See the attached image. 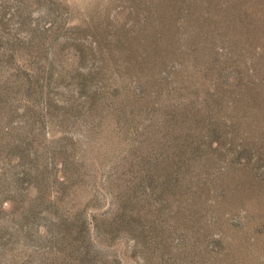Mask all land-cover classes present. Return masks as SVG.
Segmentation results:
<instances>
[{
	"label": "rangeland",
	"instance_id": "rangeland-1",
	"mask_svg": "<svg viewBox=\"0 0 264 264\" xmlns=\"http://www.w3.org/2000/svg\"><path fill=\"white\" fill-rule=\"evenodd\" d=\"M0 264H264V0H0Z\"/></svg>",
	"mask_w": 264,
	"mask_h": 264
}]
</instances>
